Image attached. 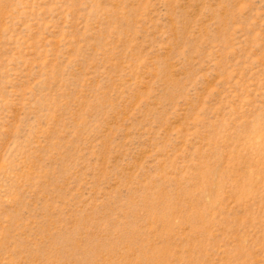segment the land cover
I'll list each match as a JSON object with an SVG mask.
<instances>
[{
    "label": "rangeland",
    "instance_id": "1",
    "mask_svg": "<svg viewBox=\"0 0 264 264\" xmlns=\"http://www.w3.org/2000/svg\"><path fill=\"white\" fill-rule=\"evenodd\" d=\"M0 264H264V0H0Z\"/></svg>",
    "mask_w": 264,
    "mask_h": 264
}]
</instances>
